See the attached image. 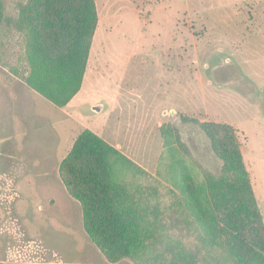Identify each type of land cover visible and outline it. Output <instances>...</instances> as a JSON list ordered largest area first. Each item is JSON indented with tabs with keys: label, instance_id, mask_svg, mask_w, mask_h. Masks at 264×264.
I'll list each match as a JSON object with an SVG mask.
<instances>
[{
	"label": "rangeland",
	"instance_id": "1",
	"mask_svg": "<svg viewBox=\"0 0 264 264\" xmlns=\"http://www.w3.org/2000/svg\"><path fill=\"white\" fill-rule=\"evenodd\" d=\"M0 1L1 264L139 262L104 224L85 225L60 176L85 128L143 169L125 187L142 197L149 240L192 247L199 225L182 199L191 189L210 199L209 178L223 170L200 122L231 125L264 221V0H95L81 88L66 107L25 82L27 37L15 25L28 0Z\"/></svg>",
	"mask_w": 264,
	"mask_h": 264
},
{
	"label": "trees",
	"instance_id": "2",
	"mask_svg": "<svg viewBox=\"0 0 264 264\" xmlns=\"http://www.w3.org/2000/svg\"><path fill=\"white\" fill-rule=\"evenodd\" d=\"M20 12L15 27L27 37L25 82L54 106L64 107L81 88L98 21L95 0H28ZM5 21L0 1V23ZM200 126L223 170L220 179L209 178L210 199L192 189L182 199L199 225L192 247L170 235L165 242H159L160 235L149 240L155 230H142L144 217L136 209L142 197L126 198L125 187L128 175L141 176L143 169L92 130L76 136L60 161V176L81 201L85 225L104 224L137 264H264V221L234 129L206 121Z\"/></svg>",
	"mask_w": 264,
	"mask_h": 264
},
{
	"label": "crops",
	"instance_id": "3",
	"mask_svg": "<svg viewBox=\"0 0 264 264\" xmlns=\"http://www.w3.org/2000/svg\"><path fill=\"white\" fill-rule=\"evenodd\" d=\"M72 100V99H71ZM70 100V101H71ZM70 101L67 103V105L66 106H68L69 105V103H70ZM66 106H64V107H66ZM75 138V137H74ZM2 140H3V138H2ZM2 140H0V141H2ZM73 141H74V139H73ZM73 141H72V143H73ZM71 146H72V144H71ZM71 146H70V148H71ZM70 150V149H69Z\"/></svg>",
	"mask_w": 264,
	"mask_h": 264
}]
</instances>
